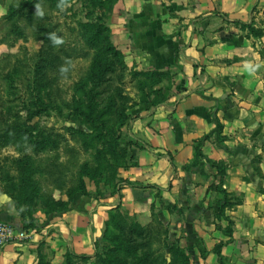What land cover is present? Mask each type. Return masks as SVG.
<instances>
[{
    "label": "crops",
    "instance_id": "obj_1",
    "mask_svg": "<svg viewBox=\"0 0 264 264\" xmlns=\"http://www.w3.org/2000/svg\"><path fill=\"white\" fill-rule=\"evenodd\" d=\"M120 1L113 44L148 70L173 69L169 97L143 104L132 122L145 148L135 149L120 192L52 217L50 232L29 230L0 264H40L61 244L90 257L116 206L142 224L159 208L196 264H264V0ZM211 19L223 24L209 30ZM0 223L22 227L10 202H0Z\"/></svg>",
    "mask_w": 264,
    "mask_h": 264
},
{
    "label": "trees",
    "instance_id": "obj_2",
    "mask_svg": "<svg viewBox=\"0 0 264 264\" xmlns=\"http://www.w3.org/2000/svg\"><path fill=\"white\" fill-rule=\"evenodd\" d=\"M14 1L2 19V26L9 24L10 27L1 36L0 45L12 47L18 41L26 40L28 38L26 30H29L32 39L40 42L41 47L33 57L32 63L29 60L18 63V70L13 72L15 80L10 74L4 75V81L10 83L15 81L17 88H21L20 95L14 99L20 101L21 111L25 112L26 116L22 122L3 121L2 131L14 138H23L32 146V164L25 162L24 176L21 179L20 190L25 197L24 201L28 202L30 207L31 203L38 200L49 213L66 212L74 194L87 195L84 179H93V169L88 164L81 165L72 176L73 185L62 189L60 169L64 168L52 165L48 170L46 168L41 170L37 165L38 161L36 166L33 160V155H40L50 144L56 149L58 142L53 141L51 136L58 135L44 128H36L34 119L41 115L48 116L50 110L58 111L61 106H67L69 116L79 118L88 131V133L72 131L73 137L84 136L85 139L79 145L83 152L94 149V142L102 143L105 149H101L100 152L107 151L110 156L116 157V160L111 162L113 167L126 170L135 166V162L126 165L125 160L120 156L118 158L114 153L117 146V130L139 119V116L130 117L126 113V105L131 103V99L117 85L119 78L117 72L123 68L124 56L113 44L107 26V17L112 13L114 0H86L92 14L98 12V16L91 22H77L75 28L69 29L70 37H73L71 42L68 41L69 36L60 29L61 25L53 21L51 15L56 7L66 0ZM235 24L246 29L253 37L260 35L251 25L238 22ZM74 59H86L89 65L85 74L72 84V95L68 102L58 94L59 89H52L51 81L54 77L64 76L69 70L67 63ZM153 74L159 78L163 76L158 71ZM160 92L155 89L150 91L149 95H158ZM113 125L116 129L112 131L110 127ZM132 142L134 145L131 146H136L140 150L145 148L136 139ZM117 161L120 163H116ZM44 171L50 172L55 190L66 197L65 201L53 198V195L45 192L34 179L37 174ZM15 206L23 221L26 211H21L18 203ZM227 206L225 204L219 207L216 217H220ZM153 220L154 223L140 225L116 206L108 211L104 223L102 240L106 243V249L98 253L94 244L92 257L70 252L66 258L80 261L94 258L98 264H192L178 245H169L167 230L157 219ZM31 223V221L24 223L21 228L28 231L32 228ZM220 248L221 245H217L214 250L218 256ZM165 250L169 254V259L165 258Z\"/></svg>",
    "mask_w": 264,
    "mask_h": 264
},
{
    "label": "rangeland",
    "instance_id": "obj_3",
    "mask_svg": "<svg viewBox=\"0 0 264 264\" xmlns=\"http://www.w3.org/2000/svg\"><path fill=\"white\" fill-rule=\"evenodd\" d=\"M14 2V0H0V38L7 31V28L10 27L9 24L2 26V19L6 15L10 4ZM120 8L121 1L114 0L112 13L108 14L107 17L108 27H110L112 22V14L119 11ZM90 13L92 14L86 0H66L63 4L58 5L51 15L53 21L61 25L60 29L69 36L68 41L71 42L73 41V37H70L69 29L75 28L77 22H91L94 17L98 16V12H94L92 15ZM206 23L210 24L209 30L216 29L220 24H223L220 19H211ZM26 34L28 36L26 40H20L12 47L0 45V202H10L20 218L15 208L16 203H18L20 210L26 211L24 220L22 221L20 218L21 224H27L31 221L32 228L29 230H32V232H50L52 229L48 228L50 225L49 219L64 212L49 213L38 200L33 204L31 203L30 207L28 206V202L24 201L25 197L20 190L21 179L24 176L25 162L29 165L32 164V146H30L26 140H23V138H14L2 131L4 128L3 121H8L10 123L22 122L25 120L26 116L25 112L21 111L20 101L14 99V97L20 95L19 91L21 88H17L15 81L14 83H10L3 79L4 75L10 74L12 79L15 80L13 72L18 70V63L20 61L24 62L23 60H29L31 61L30 63H32L33 57L39 51L41 43L32 39L29 30H26ZM111 40L114 43L112 35ZM117 47L118 46H116V48ZM122 54L124 56L122 59L123 68L121 70L119 69L117 72L119 77L117 85L122 89L123 93L131 99V103H127L126 105V113L130 115V117L139 116L143 104L149 101L158 104L167 100L174 83L173 69L160 72L163 76L159 78L153 74L157 71L148 70L141 65L139 62L140 56L137 53L132 54V52H129L124 54L122 52ZM88 65L89 61L86 59H74L67 63L66 66L69 67L68 72H66L64 76L53 78L51 81L52 89H59L58 94L64 101L69 102L72 95V84L85 74ZM155 89L161 92L158 95H149L150 91ZM178 96L180 97L182 95ZM7 101H13V103L11 104ZM66 107L61 106V109L58 111L50 110L48 116L41 115L39 118L33 120V122L36 123V128H44L58 135L51 136V138L54 139L53 141L58 142L56 149H53V146L50 144L40 155H33V160L35 165L36 161H38L37 165L41 170L42 168L48 170L52 165L63 167L64 169H60L63 183L62 189L73 185L72 176L78 171L81 165L88 164L92 167L94 174L93 179H84L87 195H82L80 193L74 194L68 206L67 211H69L78 206L80 202H85L87 204L93 203L102 199L103 195H106L107 198L108 194L120 192L123 182L120 176L125 169L116 168L111 165V162L116 160V157L110 156L107 151L101 153V149H105L102 143L94 142V149L87 152L82 151L79 145L85 138L79 135L73 137L72 131H80L83 133H88V131L79 118L69 116V109H66ZM131 124L132 123L127 127L124 126L117 130V146L115 152L113 151L118 158L120 156L125 160L124 163H126V165H131L135 162L134 153L135 149H138L136 146H131V144H133L132 141H135L131 135ZM114 125L110 127V130L113 131L116 129ZM107 149L109 148L107 147ZM116 163L120 162L117 161ZM34 179L40 183V186L45 192L53 195V198L66 200L63 194L55 190L53 177L50 176V172L44 171L42 174H37ZM117 187L118 189L115 190ZM154 208L148 224L154 223L153 218L157 219L159 208ZM122 212L126 213L123 210ZM128 217L140 225H148L142 224L143 222L137 220L134 216L128 215ZM175 224V221L170 220V223H168L166 227L164 226L168 232L169 245H178L188 256L191 263L196 264L192 254L187 253L185 248L179 245V240L175 239L177 234L174 233V230L170 229ZM103 232L104 227L102 234ZM102 234L99 238H95L93 242V244L96 245L95 248H97L98 253H102V251L106 249V243L102 240ZM70 252L66 244H61L57 251L48 248L45 250L40 264H98L97 260L94 258L88 261H80L74 258H68L69 260H67L66 257ZM164 254L165 258L169 259V254L166 250ZM93 255L94 252L92 256Z\"/></svg>",
    "mask_w": 264,
    "mask_h": 264
},
{
    "label": "built area",
    "instance_id": "obj_4",
    "mask_svg": "<svg viewBox=\"0 0 264 264\" xmlns=\"http://www.w3.org/2000/svg\"><path fill=\"white\" fill-rule=\"evenodd\" d=\"M28 239V231H25L22 228H15L13 226L0 223V253L6 246L22 244Z\"/></svg>",
    "mask_w": 264,
    "mask_h": 264
}]
</instances>
